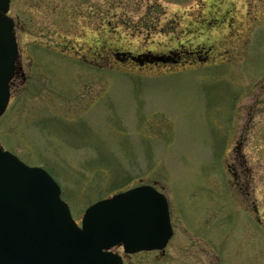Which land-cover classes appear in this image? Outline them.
I'll return each mask as SVG.
<instances>
[{"label":"rangeland","instance_id":"rangeland-1","mask_svg":"<svg viewBox=\"0 0 264 264\" xmlns=\"http://www.w3.org/2000/svg\"><path fill=\"white\" fill-rule=\"evenodd\" d=\"M8 13L19 55L0 146L46 168L79 222L117 191L162 190L173 236L115 249L125 264H264V0H12ZM199 49L173 65L113 54Z\"/></svg>","mask_w":264,"mask_h":264},{"label":"water","instance_id":"water-1","mask_svg":"<svg viewBox=\"0 0 264 264\" xmlns=\"http://www.w3.org/2000/svg\"><path fill=\"white\" fill-rule=\"evenodd\" d=\"M11 0H0V116L16 72ZM166 196L140 185L90 205L78 225L61 188L43 168L0 147V264H123L110 250L164 248L172 235Z\"/></svg>","mask_w":264,"mask_h":264},{"label":"flooded vegetation","instance_id":"flooded-vegetation-1","mask_svg":"<svg viewBox=\"0 0 264 264\" xmlns=\"http://www.w3.org/2000/svg\"><path fill=\"white\" fill-rule=\"evenodd\" d=\"M203 15V12L199 15L202 16ZM198 17V18H199ZM218 19V18H217ZM200 23L202 24V26L206 25L207 24V18L206 17H203L202 20H200ZM208 49V48H207ZM212 50H210L211 52ZM200 52V49L199 50H189V51H186V52H181V51H170L169 53H158L156 55H163L165 58H167V61H157L155 60V58L150 55L151 53H137V54H133L131 53L130 51H124V52H113L114 57L115 58H118L119 60L120 59H127V60H131V61H137L139 63H157V64H177V63H181L183 61H186L190 58H195L197 59V57H200V59H206L204 57H201V56H197V54H199ZM122 53V54H121ZM205 57L207 56V58L209 59H212L210 58V53L209 51H206L205 52ZM258 98H256L257 100Z\"/></svg>","mask_w":264,"mask_h":264}]
</instances>
